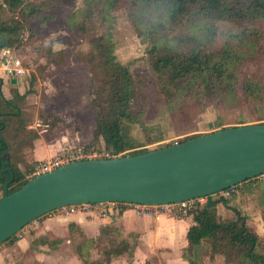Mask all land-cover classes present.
Instances as JSON below:
<instances>
[{
    "label": "trees",
    "instance_id": "16d2710c",
    "mask_svg": "<svg viewBox=\"0 0 264 264\" xmlns=\"http://www.w3.org/2000/svg\"><path fill=\"white\" fill-rule=\"evenodd\" d=\"M54 5L55 0L36 4L30 0H1L0 55L16 46L21 31L31 21L51 20L43 13L53 10ZM4 9L11 18L2 15ZM121 9L127 12L138 37L146 38L150 45V67L164 82L162 90L170 117L177 120L189 108H212L217 112L250 103L258 116L257 124H264V31L254 27L230 38L219 50L210 48L220 22L264 24V0H82V6L65 21L69 33L87 37L85 62L94 74L89 93L95 128L86 150L95 151L101 143L104 156L99 159L136 156L202 136H189L153 149L142 143L158 142L161 136L152 138L143 129L145 142L132 137V127L142 125L147 99L129 68L114 54V14ZM183 30L188 33L183 38L168 39V34ZM190 40L193 42L188 46ZM27 131L19 107L4 98L0 84V170L9 168L13 175L8 194L30 179L19 167L25 159L23 150L31 147ZM32 170L31 166L28 172ZM9 179V173H0L1 192ZM206 199L204 206L196 204L187 213L194 224L187 232L182 258L189 264H199L201 256L209 260L221 256L226 264H264V233L253 232L247 225L248 218L240 213L235 212L227 220L217 217L216 205L227 206L229 200H213L212 196ZM261 221L264 225V211ZM16 240L13 236L4 243ZM204 246L208 252L203 255ZM111 248V252H105V263L122 253L119 246ZM81 258L89 262L82 253Z\"/></svg>",
    "mask_w": 264,
    "mask_h": 264
},
{
    "label": "rangeland",
    "instance_id": "374dc122",
    "mask_svg": "<svg viewBox=\"0 0 264 264\" xmlns=\"http://www.w3.org/2000/svg\"><path fill=\"white\" fill-rule=\"evenodd\" d=\"M30 2L36 4L41 2V0H30ZM81 6L82 0H55L54 9L43 13L44 16H51V20L43 21L42 19H38L31 21L28 28H24L21 31L19 41L14 47L19 49L17 56L20 57L22 63L30 65V69L29 71L27 70L28 73L26 74V76L29 74V79H27L29 85L28 94L32 93L35 96H41L43 94L40 82L43 80L42 74L48 64H70L71 62H76L89 73L88 80H86L85 83L83 82L82 85H78L76 88H74V85L71 83L65 84L66 86H64L60 81L54 86L55 91L64 101L76 99L78 104H81L82 100H90V108L87 114L83 113L80 118L77 116H69L71 119H64L66 118L64 112L54 111V113L52 112V115L46 119L44 118L46 113L44 111L43 102L37 101L38 104H36L30 99L28 102L25 101L22 104V109H24V111L21 117L22 120L26 122L30 141L32 137L28 127L39 121L48 122L50 126L61 123L64 127L67 126L68 123V127H72L75 132L78 133L85 128V135H91V138H93L95 123L93 122L92 126H88L89 123H92V118L91 121H89L91 116L94 121L91 105L92 96L89 93V83L94 78V74L90 71L88 64L85 62V55L89 51L88 39L86 36H82L77 32L69 33L65 21L70 13L77 11ZM1 13L5 18L12 17L5 9L2 10ZM114 16L115 23L112 29L115 49L114 54L121 64L129 68L147 99V111L143 118V126L134 125L131 131L132 137L137 141L140 143L145 142L144 132L147 136L152 138L161 136L158 142H153L151 144L142 143L150 149H153L155 146L171 144L174 141L182 140L193 135H204L225 128L259 123L258 116L250 103H245L233 110L222 109L217 112L212 108H202L201 110L189 108L184 116L174 120L168 114L166 96L162 90V83L164 82L158 78L150 67V45L147 39L138 37L135 33L125 9L117 11ZM217 27V34L210 46L211 50L221 49L227 42H230L232 38L243 31L248 32L254 27H260V29L264 31V24L260 25L251 21L220 22L217 24ZM101 32L102 31L98 32V34ZM196 33L200 34L199 31ZM186 34L188 33L185 30L170 33L168 34V39L173 40L174 36L183 38ZM192 42L193 41L190 40L188 46H191ZM35 75H39L38 80ZM261 76L264 79V65L261 70ZM70 87H72V89ZM3 96L5 95L3 94ZM42 98H40V101L44 99ZM89 103L87 105H89ZM143 129L144 132L142 131ZM91 142L92 139L87 145ZM87 145L73 149H80L88 154L96 155L97 157L104 156L103 145L101 143L95 146V151L86 150L84 147ZM23 152L25 159L23 158V163H20L19 167L28 175L30 173L28 170L33 165L27 162V150L25 149ZM253 183L255 186L243 185V183L239 184L237 193L226 200H229L228 203L232 208L230 213L234 214L237 212L247 217L248 220L254 221L257 219L258 222H261V215L264 211V176L254 180ZM1 195L2 192L0 191V197ZM220 198H223L221 192L212 195L213 200ZM246 207L248 209L245 211ZM112 240L118 242L119 238L109 237L108 240L105 239L102 242H98L104 254L98 252L97 249L89 250L91 261L89 260L88 263H84V260L78 256L80 264H107L105 263V252L109 253L112 251L113 248L109 245V241ZM77 244H79V242L65 244L61 250V254L65 256V259L70 260L71 252H73V248L75 252V246ZM205 252H208L207 246H204L202 250L203 255ZM125 258L128 260L130 259V257L127 256L124 258H115L111 263L131 264V262L127 261ZM139 260H144V263L141 264L157 263L156 258L153 257H144L143 259L140 257ZM209 261L207 257L201 256L199 264H208L210 263ZM216 264H224V262L219 261V263Z\"/></svg>",
    "mask_w": 264,
    "mask_h": 264
},
{
    "label": "water",
    "instance_id": "95a60500",
    "mask_svg": "<svg viewBox=\"0 0 264 264\" xmlns=\"http://www.w3.org/2000/svg\"><path fill=\"white\" fill-rule=\"evenodd\" d=\"M0 198V246L33 221L84 204H180L264 176V124L222 129L136 156L91 159L29 179Z\"/></svg>",
    "mask_w": 264,
    "mask_h": 264
},
{
    "label": "crops",
    "instance_id": "0c3cea01",
    "mask_svg": "<svg viewBox=\"0 0 264 264\" xmlns=\"http://www.w3.org/2000/svg\"><path fill=\"white\" fill-rule=\"evenodd\" d=\"M18 51L19 49L13 47L8 54L13 60H17L20 66L29 71L30 65L22 63L20 57L17 56ZM6 52L7 50L1 55ZM1 55L0 62L2 60ZM88 75V71L76 62L48 64L42 74L43 80L40 82L43 93L41 96L28 94L27 79H29V74L24 77H8L0 71V84L2 94L19 107L21 116H23L24 111L22 104L31 99L36 104H38L37 101L44 103L46 113L44 118L48 119L54 111H62L66 114L64 119H71L69 116L80 118L83 113L87 114L90 108V100H82L81 104H78L76 99L64 101L55 91L54 86L60 81L64 86L71 83L76 88L88 80ZM35 76L38 80L39 75ZM70 88L72 89V87ZM40 98L43 100L40 101ZM88 103L89 105H87ZM91 118L92 123H89L88 126L93 125L92 116L89 121ZM28 129L32 139L31 147L26 149V157L27 162L33 166L38 161L53 156L59 150L82 147L92 139L91 135H85V128L78 133L72 127H64L61 123L50 126L48 122L39 121L32 126L30 125ZM259 178H255V180ZM243 185L255 186L253 181L244 182ZM206 202V198H200L196 200L195 205L204 206ZM215 209L217 217H222L225 220L233 217V213H230L232 208L229 203L227 206L217 204ZM247 209L246 207L245 211ZM193 224L192 216L188 215L183 218L166 215L137 217L124 207L110 209L105 218L82 214L65 216L54 211L26 226L21 232V237H16V242L12 244L3 243L0 246V264H80L81 253L89 260V250L97 249L98 252L103 253L98 242L108 240L109 237L119 238L118 242L109 241V245L119 246V249L122 250L119 252L122 253H118L117 257H111V261L107 264H113L111 262L115 258L126 256L130 257L129 260L125 259L131 264L144 263V260H139L140 257L142 259L144 257L156 258L157 263L154 264H189L182 258V255L187 246V232ZM247 225L256 234L263 235L264 225L262 221L249 219ZM71 242H79V244L75 246V252L73 248L71 258L67 260L61 254V250L66 243L71 244ZM219 261L224 262V259L221 256H216L208 264H216ZM224 264L226 263L224 262Z\"/></svg>",
    "mask_w": 264,
    "mask_h": 264
},
{
    "label": "built area",
    "instance_id": "2783aa9c",
    "mask_svg": "<svg viewBox=\"0 0 264 264\" xmlns=\"http://www.w3.org/2000/svg\"><path fill=\"white\" fill-rule=\"evenodd\" d=\"M10 51L11 50H7V52L4 55H1L2 60L0 62V71L5 75H7L8 77L26 76L28 71L22 66H20L17 60H13V58L8 54ZM97 158L99 159L101 157L88 154L80 149L59 150L55 152L53 156L44 159L42 161H38L33 166V170L27 175V178L31 179L35 176L45 174L46 172L52 171L67 164H71L83 160L97 159ZM221 193L223 199H228L237 193V188L233 186L222 191ZM196 200H192L180 204H168V205H139V204H131V203H118V202L105 203V204H84V205L65 207L57 211L65 216L71 214H82L89 216L96 215L100 218H105L108 215L110 209H119L120 207H124L130 210L137 217H155L159 215H166L170 217L183 218L186 217L188 211L195 206ZM24 228L15 235L17 238L21 237L22 234L21 232L24 230Z\"/></svg>",
    "mask_w": 264,
    "mask_h": 264
}]
</instances>
